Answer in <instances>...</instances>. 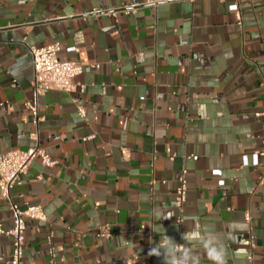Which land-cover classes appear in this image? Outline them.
Returning a JSON list of instances; mask_svg holds the SVG:
<instances>
[{"label":"crops","instance_id":"0c3cea01","mask_svg":"<svg viewBox=\"0 0 264 264\" xmlns=\"http://www.w3.org/2000/svg\"><path fill=\"white\" fill-rule=\"evenodd\" d=\"M133 1L0 0V151L38 145L56 160L36 157L11 192L47 214L26 218L22 264H164L147 255L160 239L148 225L182 244L188 230L211 231L226 264H264V0H137L113 12ZM55 42L83 71L76 89L36 99L29 45ZM0 222L13 224L2 195ZM11 252L3 234L0 264Z\"/></svg>","mask_w":264,"mask_h":264},{"label":"built area","instance_id":"2783aa9c","mask_svg":"<svg viewBox=\"0 0 264 264\" xmlns=\"http://www.w3.org/2000/svg\"><path fill=\"white\" fill-rule=\"evenodd\" d=\"M139 4L134 0L130 4L113 9L123 10L130 13L135 10ZM95 11L106 12V9H98ZM238 23L242 25V13L239 9L236 10ZM61 45L58 42L51 43L45 46L29 45V51L32 56V64L34 70L33 89L35 98L41 94L57 89L70 92L77 88L76 76L83 71V66L80 63L72 60H62L58 56ZM84 88V85L82 86ZM27 107L31 110L34 116V122L38 123L40 115L38 112L37 100L27 102ZM78 112L81 116H86V108L83 105L78 106ZM257 116L263 118L264 121V99L260 110L256 112ZM255 154L264 156V133L262 137V147ZM40 157L43 164L53 165L56 163L50 154L44 148L36 145L26 149H11L0 151V195L10 200V206L13 211V224L6 228L0 222V241L1 236L8 235L12 239V252L7 259V264H22L25 246V229L26 218L38 220H47V214L42 204H28L26 207H21L12 199V189L16 184L22 182V176L28 171L31 162ZM245 160L247 159L244 156ZM187 169L182 170L179 175V183L175 192V203L182 208L187 200L188 178ZM249 219V216H247ZM97 235L110 238L113 236V230L109 226H101ZM182 244V243H181ZM254 245V244H253ZM53 252V247L51 248ZM145 264H152L149 258Z\"/></svg>","mask_w":264,"mask_h":264},{"label":"clouds","instance_id":"9594fccd","mask_svg":"<svg viewBox=\"0 0 264 264\" xmlns=\"http://www.w3.org/2000/svg\"><path fill=\"white\" fill-rule=\"evenodd\" d=\"M170 218L166 213L161 219ZM153 232L159 234V241H151L153 245L147 255L162 258L164 264H201V256L197 254L196 247L203 249L211 264H226V254L220 238L211 231L195 228L182 234L185 243H177L174 238L167 235L166 230L160 226L148 225Z\"/></svg>","mask_w":264,"mask_h":264}]
</instances>
